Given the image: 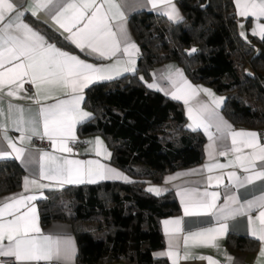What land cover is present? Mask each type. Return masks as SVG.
Wrapping results in <instances>:
<instances>
[{
    "label": "snow or ice",
    "instance_id": "snow-or-ice-1",
    "mask_svg": "<svg viewBox=\"0 0 264 264\" xmlns=\"http://www.w3.org/2000/svg\"><path fill=\"white\" fill-rule=\"evenodd\" d=\"M152 9L179 22L182 17L173 0H147ZM237 15L254 17L258 22L253 35L264 39V0H234ZM48 11L51 20L63 32L65 37L81 52L99 56L103 60L113 61L107 65H97L80 59L48 42L37 30L26 22V14L36 17L40 11ZM126 17L118 0H0V96L16 99H29L39 106L35 116L25 118V109L21 105L9 103L5 110L0 101V159L13 157L25 164L34 161L25 160V149L18 147L8 135V122L21 132L20 142L30 141L33 136L47 138L54 150L71 153L69 141H75V128L90 118V114L81 109L82 92L89 84L111 80L122 72L136 71L137 45L131 41L125 27ZM243 28V25H239ZM246 38V34L241 32ZM195 52L196 49H192ZM143 79V77H141ZM161 79L167 80L170 89L159 83H148L147 87L163 91L173 100L182 101L192 130L203 129L207 134L209 160L216 155L234 156L228 164L210 163L205 165L209 173L214 169L237 167L244 175L236 171L227 172L228 185L225 188L240 189L256 182H264V143L254 131L234 130L217 112L223 98L216 97L211 90L194 86L184 77L181 70L168 67ZM34 86L35 93L22 96L24 83ZM203 92L209 102L200 100ZM67 98L60 99L58 96ZM55 99L54 103L42 101ZM215 128V132L211 129ZM230 141V144L226 143ZM219 142V146L218 143ZM97 156L105 159L110 153L103 142L97 138L94 142ZM10 149V151L8 150ZM245 149H248L246 152ZM170 176L166 183L179 177ZM39 180L57 181L63 184L96 183L102 179H124L127 177L108 167L100 160L69 159L51 152H42L39 157ZM207 184H224L222 175L207 176ZM38 179L24 178V192L31 188L37 190L49 185ZM262 192L252 199H245L236 192H226L224 203L218 205V191H200L197 188H183L177 194L183 206L185 217H214L215 226L188 231L185 234L183 218L164 221V231L168 236V250L159 255L167 256L172 264L181 259L192 257L189 251L179 250L181 234L185 248L189 246L218 247L216 240L228 231L226 221L237 216L247 217L249 234L261 243L259 257L264 258V184ZM150 192L160 194L161 189L150 187ZM36 195L13 194L0 201V255L14 257L18 264H72L75 245L71 238L45 235L39 225L37 209L32 203ZM256 215H253V213ZM223 221V222H222ZM6 242V243H5ZM208 264H218L211 257ZM231 260V257H227ZM256 264H260L259 258Z\"/></svg>",
    "mask_w": 264,
    "mask_h": 264
},
{
    "label": "trees",
    "instance_id": "trees-1",
    "mask_svg": "<svg viewBox=\"0 0 264 264\" xmlns=\"http://www.w3.org/2000/svg\"><path fill=\"white\" fill-rule=\"evenodd\" d=\"M177 2L179 23L148 11L133 14L136 72L86 91L84 107L92 116L79 125L80 139L103 137L109 163L135 181L66 186L38 203L43 226L72 225L76 264H168L154 253L165 247L162 219L179 214L180 206L173 194H152L146 182L161 184L165 175L201 164L206 139L188 127L182 103L147 87L157 67L177 63L192 82L226 98L222 112L235 127L264 135V39L241 35L233 0ZM33 23L61 48L79 53L48 26ZM23 175L17 162H0V196L18 191ZM225 243L249 255L260 247L254 238L232 234Z\"/></svg>",
    "mask_w": 264,
    "mask_h": 264
},
{
    "label": "crops",
    "instance_id": "crops-1",
    "mask_svg": "<svg viewBox=\"0 0 264 264\" xmlns=\"http://www.w3.org/2000/svg\"><path fill=\"white\" fill-rule=\"evenodd\" d=\"M177 1L178 0H173V3L176 5V8L178 9L180 16L182 17V19L179 21V22H181L183 20V13L180 10V7H179ZM118 2L121 4L122 10L125 12V17H126L125 27L127 29L128 35H129L131 41L134 42L139 49V53L136 56V66H135L136 70H137L138 58H139V54H140V47L137 44L135 37H134V34L132 32V29L130 27L129 18L137 12H144V11L145 12H147V11L153 12L154 14L160 15V16H164V15H161L157 11L153 10L151 5L147 3V0H118ZM233 2H234V0H233ZM234 6H235V3H234ZM235 12H236L238 24L243 25V28L239 27L240 32H244L246 34V37L249 35L260 37L259 35H253L252 34L253 29L256 27V24L258 23L256 21V19L254 17H247V18L240 17L239 15H237L236 6H235ZM164 17H166V16H164ZM33 21L41 22L42 24L48 26L53 32H55L56 34H59L60 36H62L65 39V37L68 36L69 34L63 32V30L60 29L58 27V25H56L51 20L50 14L48 11H46V10L40 11L36 17H33L30 14H26V22L29 23L30 26L33 27L34 30H37L40 34H42L46 38V40H48V42L54 44L57 48H60L63 51H67V50L61 48L60 46H58V44H56L54 41H52L45 33L40 31V29H38L35 26ZM169 21H171V20H169ZM171 22L179 23V22H174V21H171ZM259 23H264V18H261ZM67 41L70 42L69 40H67ZM72 45L79 51V53H71L69 51H67V52H69L70 54H73V55H77L80 59H83L86 62L94 63L97 65H107V64H110L113 62L110 60H103L99 56H96V55H89L88 52H81L80 49H78L74 44H72ZM169 66H172L173 68L181 70L184 74V77H186L187 80L189 82H191L194 86H201L203 88H207V89L211 90V92H213L216 97L223 98L222 104L217 109V112L223 118V120L226 121L229 125H231L234 130H237V131H239V130L254 131V132L258 133L260 135L261 143H264V135L261 134L259 131L235 127L225 117V115L222 112L226 98L224 96L218 94L214 89L210 88L207 85L192 82L188 78V76L186 75L184 69L181 66H179L177 63L171 62V63H167V64H164V65L157 67L153 72L152 83L153 82L159 83L162 87H164L166 89H170L171 86L168 83V81L161 79V76L166 74V72L168 71ZM135 72H122V74H120L119 76H116L114 79H111V80H115V79L121 78V77L126 76V75L134 74ZM111 80L97 81V82L89 84L86 88H84V90L82 92L83 100L81 102V109L83 111L89 113L90 118H91L92 114L87 109H85V107H84V103L86 100V91L91 86H93L97 83L105 82V81H111ZM34 93H35L34 86L25 82L24 83V90L21 92V95L22 96H31ZM166 96L170 97V95H166ZM57 98L65 99L67 97L60 95ZM198 98L204 102H209V98L203 92H201L199 94ZM0 101H2V106L5 110L7 109V105L9 103L23 106V108L25 109V112H24L25 118H31L32 116H35V114L37 113L38 108H39V106L37 104H35L32 100H29V99H16V98L7 97V96H0ZM175 101H178V100H175ZM54 102H55V99H49V100L42 101V103L45 105L51 104ZM178 102L183 104L182 101H178ZM183 106H184L185 114H186V117L188 120V125H189L191 123V121L188 119L186 106L184 104H183ZM0 119H3V118H0ZM89 119H87L81 123H78L76 125V128H75L76 139H75V141H71V140L69 141V147L72 148L71 153H61L58 150H54L52 148L51 142L47 138L42 139L40 136H33L30 141L25 140L23 143H21L20 137H21L22 133L16 131L14 126L9 121L8 122V135L13 139L14 142H16L18 147H22L26 150L25 151V160L31 158L34 161V163L25 164L24 161L17 160L14 158V156L4 158V159H0V162H4V161H15V162H17L24 172V175L22 177L21 188L18 191L8 193L5 195H1L0 201H2L5 197H9V196H12L13 194H17V193H24V195H36L38 197V199L33 201L32 203L35 205V207L37 209V214L39 217V225H40L42 232L45 235H52L54 237L71 238V240L74 242L76 251H75V256L73 258L72 264H76L77 254H78L77 240H76V236L74 234V230H73L72 225L69 223H66V222L55 221V222L50 223L47 226H43L42 221H41V217H40L39 208H38L39 201L48 199V191L55 190V189H61V188L66 187V186L92 185V184H98L101 182L130 183V182L135 181L131 176H129L128 174L123 172L121 169H119V168L115 167L114 165H112L111 163H109V161H108L109 158L105 159L102 156L96 155L95 150H94V144L89 143V142H94L97 138H99L103 142L104 147L107 149V146H106V143H105V140L103 137H101V136H90V137H87L85 139H80L79 134H78V127H79V125L83 124L84 122L88 121ZM194 131L202 133V135L206 139L205 144H204V161L199 165H196V166H193L190 168H186V169H181V170H178L176 172L165 175L161 184H154V183H151L150 181L146 182L147 189H149L150 187H155V188L161 189V192L159 195H157L155 192H151L152 194H154L156 196H165L167 194H173L175 196L179 206H180V213L179 214L174 215V216H169L167 218L162 219L161 229H162V233L164 236L165 247L154 253V257L156 259L165 260L168 264H172L171 259L167 256L159 255L160 253H164L168 250V239L169 238L165 234V231H164V221L165 220H171L174 218H183V221H184L183 227L185 230V234L188 231H196V230H199L200 228L215 226L217 223V221L215 220L214 217H209V216L185 217L183 215V206L180 202V196L177 194L181 189H183V188H197L200 191H203V190H205V188H207L208 191H218L220 193V199L217 201V203H218V205H220V204L224 203V196H225L226 192H236L237 195H239L241 197V202H243V200H245V199H252L255 196H259L262 192L261 185L264 184V182H256L253 185H249V186H246V187L240 188V189H235V188H227L226 189L224 185H228V178L226 175L227 172L236 171L238 175H244L242 169L237 168V167H228V168H223V169H214L213 172L209 173L207 171V169L205 168V165L210 164V163L228 164L229 160L234 159V156L231 154L229 156L216 155L214 157V159L209 160L207 146L210 142L208 140L207 134L203 131V129H196ZM211 131L215 132V128L211 129ZM34 139L48 140L50 143V146L48 148H39L33 144ZM0 142H3V141L0 140ZM3 143H4V147L7 148L6 142H3ZM217 143L219 146V142H217ZM226 143L230 144V141H226ZM8 150L10 151V149H8ZM45 151L54 153L55 155H58V156L67 157L69 159H80V160L98 159V160H100L101 163L107 165L110 168L115 169L117 172H119L123 176L127 177L128 180L126 181L124 179H102V180H98L96 183H82V184L77 183V184H63V185H61L57 181L39 180V176H38L39 157H40V154L42 152H45ZM107 151H108V149H107ZM245 151L247 152L248 149H245ZM177 174H180L177 179L172 180L169 183H166V179L168 177L176 176ZM209 175H212V176L222 175L224 177V184L221 186H216L215 182H213V185L209 186L207 184V179H206L207 176H209ZM25 177H28L30 179H38L40 183L47 184L49 186L46 188L40 189V190H37L36 188L33 187L28 192H24L23 181H24ZM253 215H256V213L254 212ZM226 223L228 224V231H227V233H225L223 236H220L216 240V244L218 245V247H211V246L192 247V246H189L186 249L184 246V243H183V239H182L183 234H181V238L179 240V246H180L179 250L181 253H183L184 251H189L192 254L193 258H190L187 260L181 259L178 262V264H208V261L206 259L195 258V257H200V256L211 257L214 260H216L218 262V264H256L258 258H259L260 264H264V258L259 257V252L261 249V243H260V247H259V249L255 255H249L246 253L234 252L230 248H228L226 243H225L227 237L230 234L236 235V236H244V237L253 238L249 234V225L247 223V217L237 216L234 219H229L228 221H226ZM227 257H231L232 259L229 260ZM5 258H14V257L0 255V264H5L3 262V260ZM17 264H18V262H17ZM118 264H121V263H118Z\"/></svg>",
    "mask_w": 264,
    "mask_h": 264
},
{
    "label": "built area",
    "instance_id": "built-area-1",
    "mask_svg": "<svg viewBox=\"0 0 264 264\" xmlns=\"http://www.w3.org/2000/svg\"><path fill=\"white\" fill-rule=\"evenodd\" d=\"M33 144L39 148H48L50 143L48 140L34 139ZM5 264H17L15 258H5L3 260Z\"/></svg>",
    "mask_w": 264,
    "mask_h": 264
}]
</instances>
